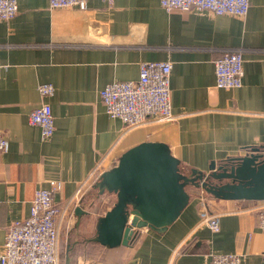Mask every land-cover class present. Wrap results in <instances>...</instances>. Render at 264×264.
Segmentation results:
<instances>
[{
	"label": "crops",
	"instance_id": "crops-1",
	"mask_svg": "<svg viewBox=\"0 0 264 264\" xmlns=\"http://www.w3.org/2000/svg\"><path fill=\"white\" fill-rule=\"evenodd\" d=\"M15 1L17 16L0 20V132L9 142L0 151V253L8 227L30 215L35 191L59 181L58 264H205L215 254L264 264V201L219 200L202 188L188 189L189 204L164 231L136 229L129 246L116 248L95 241L117 201L97 185L129 149L163 143L187 176L264 149V0H250L244 18L168 12L160 0H87L85 10ZM234 49L243 53L242 86L217 88L214 62ZM145 62L171 63L174 120L128 129L100 93L136 82ZM43 84L52 96H41ZM44 103L54 116L50 138L29 121ZM212 214L216 232L204 223Z\"/></svg>",
	"mask_w": 264,
	"mask_h": 264
},
{
	"label": "built area",
	"instance_id": "built-area-1",
	"mask_svg": "<svg viewBox=\"0 0 264 264\" xmlns=\"http://www.w3.org/2000/svg\"><path fill=\"white\" fill-rule=\"evenodd\" d=\"M51 9L78 8L85 10L87 0H48ZM112 4L114 0H102ZM168 12L198 11L214 15L244 18L250 9V0H160ZM19 12L15 0H0V20L8 21ZM216 86L232 90L242 86L244 59L242 50H225L215 60ZM3 64L0 60V72ZM170 62H145L140 67L136 82H113L100 93L102 103L111 118L119 119L126 128L132 129L148 121L171 122L174 120L171 105ZM42 97H50L54 88L50 84L39 87ZM30 124L41 128L44 138L55 132L54 116L49 104L44 103L32 110ZM9 142L0 132V151L7 152ZM63 183L52 181L49 188H38L31 203L30 215L7 229L6 240L0 253L1 264H58L59 229L57 219L60 210L54 195ZM81 189L77 192L79 193ZM258 222L264 232V208L258 213ZM204 223L213 231L220 228L219 215H206ZM205 264H243L239 255L215 254Z\"/></svg>",
	"mask_w": 264,
	"mask_h": 264
},
{
	"label": "water",
	"instance_id": "water-1",
	"mask_svg": "<svg viewBox=\"0 0 264 264\" xmlns=\"http://www.w3.org/2000/svg\"><path fill=\"white\" fill-rule=\"evenodd\" d=\"M194 184L219 200L264 201V149L210 167L204 174H183L179 160L163 143L145 142L125 152L98 183L114 193L115 206L99 220L95 241L108 248L129 246L136 229L164 231L189 204L186 186Z\"/></svg>",
	"mask_w": 264,
	"mask_h": 264
},
{
	"label": "trees",
	"instance_id": "trees-1",
	"mask_svg": "<svg viewBox=\"0 0 264 264\" xmlns=\"http://www.w3.org/2000/svg\"><path fill=\"white\" fill-rule=\"evenodd\" d=\"M190 187H191V188H190ZM192 187H194L196 190H200V187H199V186H196V185H194V184H189V185L186 186V190H187V192H188V189H192Z\"/></svg>",
	"mask_w": 264,
	"mask_h": 264
},
{
	"label": "rangeland",
	"instance_id": "rangeland-1",
	"mask_svg": "<svg viewBox=\"0 0 264 264\" xmlns=\"http://www.w3.org/2000/svg\"><path fill=\"white\" fill-rule=\"evenodd\" d=\"M203 191H204V193H205L206 196H211V195H209L208 192H206L204 189H203ZM92 200L94 201L95 198H93ZM100 202H102V201L100 200ZM91 205H93V204H91ZM98 205H99V204H94V206H98ZM100 205H101V204H100Z\"/></svg>",
	"mask_w": 264,
	"mask_h": 264
}]
</instances>
